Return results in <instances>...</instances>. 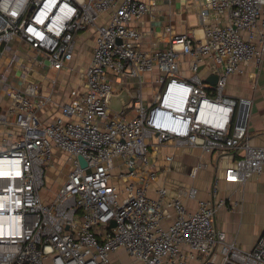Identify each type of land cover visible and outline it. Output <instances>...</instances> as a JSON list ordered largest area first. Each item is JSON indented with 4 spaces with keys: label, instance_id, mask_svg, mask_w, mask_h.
Segmentation results:
<instances>
[{
    "label": "built area",
    "instance_id": "2783aa9c",
    "mask_svg": "<svg viewBox=\"0 0 264 264\" xmlns=\"http://www.w3.org/2000/svg\"><path fill=\"white\" fill-rule=\"evenodd\" d=\"M192 1L201 34L169 27L167 48L144 49L133 23L154 12V0H0V264H110L121 250L142 264H264V233L247 250L216 224L219 211L241 207L221 196L219 173L210 199L193 185L162 182L179 150L214 157L217 169L226 160L223 179L241 191L264 172V146L250 143L254 98L227 92L235 75L257 87L264 0ZM89 29L95 44L82 84L58 101L57 77H45L49 88L30 77L47 61L56 73H75L77 38ZM12 43L34 55L23 61ZM182 56L188 78L179 74ZM203 64L216 82L200 76ZM124 89L132 101L117 115L107 98ZM49 107L60 113L46 118ZM56 151L70 170L45 201ZM210 166L199 160L189 176Z\"/></svg>",
    "mask_w": 264,
    "mask_h": 264
},
{
    "label": "crops",
    "instance_id": "0c3cea01",
    "mask_svg": "<svg viewBox=\"0 0 264 264\" xmlns=\"http://www.w3.org/2000/svg\"><path fill=\"white\" fill-rule=\"evenodd\" d=\"M153 3L154 12L133 23V25L142 33V47L144 49H150L155 46H158L161 49L167 48L173 37V33L167 31L169 27H172L176 34H187L193 30H197L198 34H201L202 27L198 18L201 7L192 0H154ZM94 44V30L89 29L78 36L77 57L82 56L84 53H86V56L83 60L80 59L79 64L78 62L76 63V66H79L77 67V70L81 69V67H84L82 68L84 70L89 64L93 54ZM246 68L247 73H250L253 70V67L248 65ZM210 72L211 70L209 66L203 64L200 68L199 74L207 81H213L212 79L215 76H210ZM76 73L78 72L76 71ZM179 74L185 78H188L191 75L190 60L188 57H181ZM61 76H63L62 73H57L59 83L56 87V99L61 102H68V89L70 87L81 85L82 78L77 79L76 75H65L61 79ZM155 76V74L146 76L144 92L146 99H148L147 102L152 96L154 86H156V84L153 83ZM72 77L73 79H71ZM40 79L43 80L46 88H49L50 84L47 79L44 81V76H41ZM69 79L72 80L71 83H68ZM75 79H77L78 82H76ZM227 92L233 96L244 95L254 98L253 115L250 125V143L253 146H264V64L258 76L256 88H253L251 79L248 75H235L227 88ZM59 113V110L49 107L44 114L46 118H52ZM196 152H198V150L186 151V153L182 155L179 154L178 151L179 158L173 164V171L176 169L177 172H172L168 176L163 175L162 182L173 183L174 179L176 182H183L185 185L195 186V179H192L189 176V173L193 166L192 162ZM55 154H60V152L56 151ZM205 159L210 162L211 160H214V157L212 159V157L206 156ZM181 167H183V169H180ZM219 175L222 176L220 182L221 196L226 197L232 194L234 199L241 202V207L237 211H229L227 209L219 211L216 217V224L220 229H223L228 233L230 239H235L241 247L249 250L252 246L249 241L243 240L241 233L247 227L246 223L248 219L253 217L252 214H254L255 219L258 220L259 217L261 218L258 210L260 211L261 209L264 211V172L261 175H255L250 178L242 191L238 184L225 182L222 171ZM213 180H210V184L207 187L199 188L200 199L211 198L210 186ZM186 202L193 210L196 209V201L186 200ZM252 233L261 236L264 233V224L260 227L255 226L252 229ZM131 262L135 263L136 260L132 259L127 252L121 250L112 255L110 264H132Z\"/></svg>",
    "mask_w": 264,
    "mask_h": 264
},
{
    "label": "rangeland",
    "instance_id": "374dc122",
    "mask_svg": "<svg viewBox=\"0 0 264 264\" xmlns=\"http://www.w3.org/2000/svg\"><path fill=\"white\" fill-rule=\"evenodd\" d=\"M11 46L13 47L14 50H18L20 56L23 58V61H25L27 58H30L31 56L34 55V51L30 50L29 48L26 47H19L18 43H12ZM76 52L78 53V50H76ZM86 56V53H84L82 56L77 57L76 54V59L74 60V65H75V69H77L76 63L79 61L80 59L83 60V58ZM81 65V64H80ZM84 67H81V69L77 70L78 73L75 72L72 69V67H70L68 70H64L62 72L63 76L68 75V76H72V75H76L77 79H81L82 75H81V70ZM37 73H34L31 78H35L36 80H41L40 77L41 76H48L47 79L52 80L55 79L57 77V73L53 70H50V62L47 61L45 63V67L44 68H39L36 69ZM80 72V73H79ZM22 75V72L20 71L17 76L20 77ZM63 76H61V79L63 78ZM73 79V77L71 78ZM75 79L76 82H78V80ZM72 80L69 79L68 83H71ZM158 87H160V85H157ZM131 111L128 110V114H130ZM132 115V114H131ZM166 149V148H165ZM168 150V149H166ZM179 154H185L184 152H182L181 150H179ZM62 154H56L55 158H54V163L56 164V167L53 168H48V176H49V180H47L46 182V187L42 190V195L45 201L50 200L52 197H54L56 188L58 186V184L61 182H64L67 179L69 170H70V165L67 164V157L65 155ZM206 157V156H205ZM204 155L198 151L196 152V154L194 155V160L192 162V165H198L199 164V160L201 161H206ZM224 163H226V160L223 161ZM220 163V167L219 169H217V165H216V158H214V160H211V166L209 169L207 170H201L198 177L195 178V186L199 188H204L207 187L210 184V180L214 178V175L217 173H220V171H222L223 169V164L224 163ZM191 166V165H190ZM180 169H183V167H181ZM173 172H177L176 169H174ZM213 177V178H211ZM173 182L176 183V181ZM53 190V191H52ZM261 209L260 211L258 210V213L261 215V218L259 217L258 220L255 219L254 214L253 217H251L250 219H248L247 223H246V228L243 230V232L241 233V237L243 238L244 241H249V243L251 244V246L253 247V245L256 243V241L259 239V235H257L256 233H252V229L255 226L260 227L262 224H264V215ZM251 225V226H250ZM132 264H141V262L136 261L131 262Z\"/></svg>",
    "mask_w": 264,
    "mask_h": 264
},
{
    "label": "water",
    "instance_id": "95a60500",
    "mask_svg": "<svg viewBox=\"0 0 264 264\" xmlns=\"http://www.w3.org/2000/svg\"><path fill=\"white\" fill-rule=\"evenodd\" d=\"M212 80L213 82H216L217 78L214 77ZM131 101L132 95L127 89H124L119 94L110 95L107 98L108 107L117 115H121L124 112L125 107H127L131 103ZM79 160L83 167L87 166L86 161L82 157H79Z\"/></svg>",
    "mask_w": 264,
    "mask_h": 264
}]
</instances>
